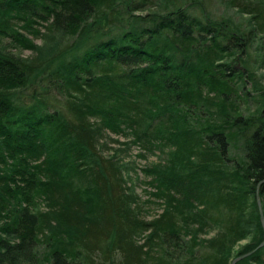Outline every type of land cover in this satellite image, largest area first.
Masks as SVG:
<instances>
[{
	"label": "trees",
	"instance_id": "16d2710c",
	"mask_svg": "<svg viewBox=\"0 0 264 264\" xmlns=\"http://www.w3.org/2000/svg\"><path fill=\"white\" fill-rule=\"evenodd\" d=\"M262 70L264 0H0V264H264Z\"/></svg>",
	"mask_w": 264,
	"mask_h": 264
},
{
	"label": "rangeland",
	"instance_id": "374dc122",
	"mask_svg": "<svg viewBox=\"0 0 264 264\" xmlns=\"http://www.w3.org/2000/svg\"><path fill=\"white\" fill-rule=\"evenodd\" d=\"M35 27H37L35 25ZM26 36H28L31 39H34L33 35H30L28 32H23ZM4 45L13 53L20 54L22 56H31L30 51H22L19 48H16L14 46V43L10 38H6L3 41ZM35 43L38 45H45L46 39H35ZM264 73V70L260 71L259 74ZM251 110H247L248 106L243 105V111L246 116L253 113L255 110V104L252 102L250 104ZM112 140H118L121 143L127 142L128 138H125L124 136H116L113 134H110L108 138L105 140L108 142V144L113 147V149H120L124 148V146L120 145L119 143H113ZM168 153L169 150H166ZM112 153V152H111ZM145 152L139 147V146H132L130 150L124 154H122V159L125 163H132L133 166H135L136 170L132 171V177H133V183L135 185V190L139 196L142 197V201L145 202L144 206V212L145 215L148 216V218H152L159 213L162 212V207L159 206L157 200H155L154 197H151L150 194L147 191L154 192L155 189L149 187L146 183L150 180L149 178H146L144 173L142 172V169L146 167L153 166L154 164L160 163L164 159V155H162L159 151H156L155 153H147L146 158L143 159L139 155L144 154ZM151 201V202H149ZM160 203V201H159ZM213 233L206 235L211 236ZM248 241L240 242L239 245L236 247V251H238L240 248H242Z\"/></svg>",
	"mask_w": 264,
	"mask_h": 264
},
{
	"label": "water",
	"instance_id": "95a60500",
	"mask_svg": "<svg viewBox=\"0 0 264 264\" xmlns=\"http://www.w3.org/2000/svg\"><path fill=\"white\" fill-rule=\"evenodd\" d=\"M263 183H264V180L259 183L258 188H257V202H258L259 211H260L261 223H262V226H263V229H264V210H263V207H262V201H261L260 192H259L260 186ZM262 247H264V241L259 245L258 248H262ZM255 252H256V250H253V251H251L249 253H246L244 255H241V256L235 258L233 260L232 264H237L239 261L251 256Z\"/></svg>",
	"mask_w": 264,
	"mask_h": 264
}]
</instances>
